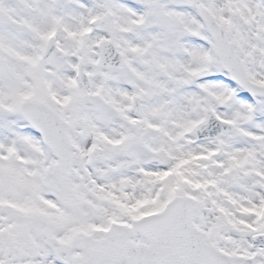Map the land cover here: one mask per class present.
I'll use <instances>...</instances> for the list:
<instances>
[{"label": "snow or ice", "instance_id": "obj_1", "mask_svg": "<svg viewBox=\"0 0 264 264\" xmlns=\"http://www.w3.org/2000/svg\"><path fill=\"white\" fill-rule=\"evenodd\" d=\"M0 264H264V0H0Z\"/></svg>", "mask_w": 264, "mask_h": 264}]
</instances>
